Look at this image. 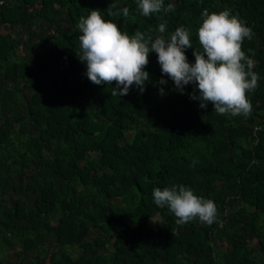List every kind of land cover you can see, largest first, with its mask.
I'll use <instances>...</instances> for the list:
<instances>
[{
  "label": "trees",
  "instance_id": "1",
  "mask_svg": "<svg viewBox=\"0 0 264 264\" xmlns=\"http://www.w3.org/2000/svg\"><path fill=\"white\" fill-rule=\"evenodd\" d=\"M115 2L127 17L107 14L113 0H0V264H264V0H164L174 11L147 17L137 0ZM205 8L254 33L242 44L260 77L247 117L201 108L155 52L143 93L88 79L89 10L129 35L184 26L199 48ZM173 185L214 201L216 221L178 225L152 195Z\"/></svg>",
  "mask_w": 264,
  "mask_h": 264
},
{
  "label": "clouds",
  "instance_id": "2",
  "mask_svg": "<svg viewBox=\"0 0 264 264\" xmlns=\"http://www.w3.org/2000/svg\"><path fill=\"white\" fill-rule=\"evenodd\" d=\"M138 10L147 17L153 13L174 11V5H164V0H137ZM116 9V11H114ZM100 10H89L87 17L81 16L78 28L79 59L86 64V75L95 85H112V96H126L135 85L143 93L150 75L145 68L149 54L155 52L161 71L169 77L176 88L183 92L185 86L194 85L191 99L198 100L200 107L214 106V113L233 116L250 115L252 105L248 93L254 92L260 80L253 71L254 61L242 50L245 38L251 40L254 33L230 10L219 13L202 12V23L198 28L199 48L190 40V30L178 27L170 36H165L166 23L159 25V35L153 38L137 30L133 35L121 31L112 20H105ZM129 15V8L118 9L115 0L107 9L109 16ZM193 48L195 63L190 64L185 54ZM167 81L161 79L160 85ZM197 90L199 95H197ZM164 95V89L160 88ZM154 203L165 207L176 217L178 225L196 218L211 225L216 221L217 208L211 199L194 194L191 188L173 185L153 189Z\"/></svg>",
  "mask_w": 264,
  "mask_h": 264
},
{
  "label": "rangeland",
  "instance_id": "3",
  "mask_svg": "<svg viewBox=\"0 0 264 264\" xmlns=\"http://www.w3.org/2000/svg\"><path fill=\"white\" fill-rule=\"evenodd\" d=\"M71 251V250H70ZM75 254H78V252H75Z\"/></svg>",
  "mask_w": 264,
  "mask_h": 264
}]
</instances>
